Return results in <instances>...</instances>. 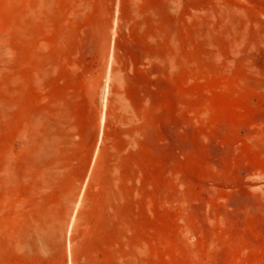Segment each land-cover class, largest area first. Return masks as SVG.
I'll list each match as a JSON object with an SVG mask.
<instances>
[{
    "label": "rangeland",
    "instance_id": "374dc122",
    "mask_svg": "<svg viewBox=\"0 0 264 264\" xmlns=\"http://www.w3.org/2000/svg\"><path fill=\"white\" fill-rule=\"evenodd\" d=\"M0 264H264V0H0Z\"/></svg>",
    "mask_w": 264,
    "mask_h": 264
}]
</instances>
